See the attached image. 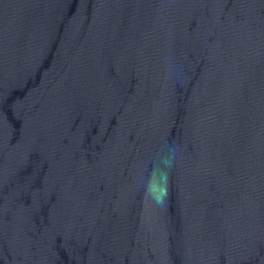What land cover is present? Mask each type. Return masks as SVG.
I'll return each mask as SVG.
<instances>
[{
    "label": "water",
    "instance_id": "1",
    "mask_svg": "<svg viewBox=\"0 0 264 264\" xmlns=\"http://www.w3.org/2000/svg\"><path fill=\"white\" fill-rule=\"evenodd\" d=\"M0 264H264V0H0Z\"/></svg>",
    "mask_w": 264,
    "mask_h": 264
}]
</instances>
